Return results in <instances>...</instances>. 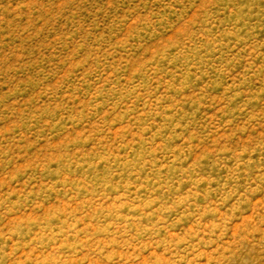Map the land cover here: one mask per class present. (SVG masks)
Returning a JSON list of instances; mask_svg holds the SVG:
<instances>
[{"label": "rangeland", "instance_id": "374dc122", "mask_svg": "<svg viewBox=\"0 0 264 264\" xmlns=\"http://www.w3.org/2000/svg\"><path fill=\"white\" fill-rule=\"evenodd\" d=\"M0 264H264V0H0Z\"/></svg>", "mask_w": 264, "mask_h": 264}]
</instances>
